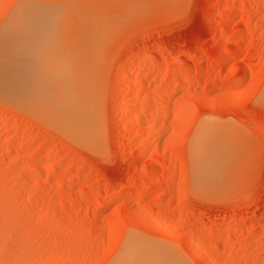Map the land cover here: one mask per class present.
Segmentation results:
<instances>
[{"label":"rangeland","instance_id":"rangeland-1","mask_svg":"<svg viewBox=\"0 0 264 264\" xmlns=\"http://www.w3.org/2000/svg\"><path fill=\"white\" fill-rule=\"evenodd\" d=\"M24 1L0 0L1 36L26 35L3 29ZM78 3L99 29L61 24L60 58L0 59L29 68L0 74L82 78L98 118L81 143L0 93V264H114L132 238L185 264H264V0ZM205 129L234 145L208 189L192 157Z\"/></svg>","mask_w":264,"mask_h":264},{"label":"bare ground","instance_id":"bare-ground-1","mask_svg":"<svg viewBox=\"0 0 264 264\" xmlns=\"http://www.w3.org/2000/svg\"><path fill=\"white\" fill-rule=\"evenodd\" d=\"M73 1H77V3H72V0L68 1L69 3L62 2L59 4L27 0L20 4L11 18L5 23L3 29H6L8 33L24 30L26 31V35L24 36V34H22L21 37H18L17 35L7 33L8 35L5 36L3 32L4 34L2 36L0 35V59L2 60L9 56H13V59L15 55L28 56V54L17 53L21 48L26 47L24 51L33 50L31 53H38V57L40 53L43 54V52H48L50 54V59L57 60L61 55L52 53V50L58 42L57 31L61 28V24H69L75 21L74 23H79V29H87L85 30L87 32L88 30L91 32V30L99 29V21L96 19L99 16L95 13L97 16L95 17V14L93 15L89 10L79 6L80 3L78 2L80 0ZM70 2L72 5H69ZM68 24L67 26H69ZM83 29H80V31H84ZM87 32L85 33L87 34ZM96 32L98 33V31ZM94 37L92 38L95 40L96 38ZM43 46L45 47V51L42 49ZM7 59V61H10V58ZM12 59L11 62H14L15 59L14 61ZM63 60L62 65L64 69L67 70L68 63L64 57ZM11 62L9 63L12 66L15 62ZM19 64L20 62L15 63L12 69L8 66L11 69H9V71H20V69L22 70L23 68L29 70V68ZM7 68L0 65V72L4 69H6L7 72ZM146 68L149 69L148 67ZM41 70L47 74L41 76L29 74H0V93H7L13 98H18L19 101H22L23 104L27 105L31 110L34 109L33 111L35 114L38 113V115H40V119L42 117L46 123L50 124V127L53 126L55 129L65 134V136L81 143H90L97 131H95V129H97L96 124L98 118L96 108L93 104L94 98L93 96H89L91 93L87 95L88 92H85L84 89L86 87L82 78H78L75 74L71 73L49 75L51 71L44 67H42ZM88 88H86V91ZM90 97L93 98V101ZM133 103L130 104V108L135 107ZM217 140L214 133L209 129H205L201 132L195 144L193 143V176L195 177L194 179H196L195 184H198V180L201 182L199 183L200 185L203 183L201 188H203L204 185L205 189L211 188V185H209L211 182H215L217 186L223 184L221 178L228 174L226 169L228 168L229 170V167L233 166L229 164L230 162L232 163L231 155L234 152L232 150L234 145L232 143L231 145L221 143L223 139L221 142ZM230 141L228 139V142ZM237 143L238 142L235 144ZM43 168V166H40L38 171L45 170ZM224 173L226 175H223ZM216 182L221 183L216 184ZM102 208H104L102 205L98 206L99 210ZM144 244L146 243H140V241L138 242L134 238L130 240L127 239L122 252L118 254V258L115 257L116 261L114 264H185L178 257H168V255L171 254L170 251H167V248H162L160 246L162 249L158 248L157 250L156 245H152L154 246L152 247L149 243L146 245ZM191 248L193 250L194 246L192 245Z\"/></svg>","mask_w":264,"mask_h":264}]
</instances>
